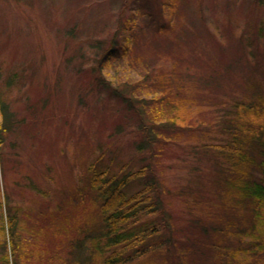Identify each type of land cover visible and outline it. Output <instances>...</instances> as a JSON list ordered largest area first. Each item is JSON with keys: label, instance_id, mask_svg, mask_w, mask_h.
Listing matches in <instances>:
<instances>
[{"label": "rangeland", "instance_id": "rangeland-1", "mask_svg": "<svg viewBox=\"0 0 264 264\" xmlns=\"http://www.w3.org/2000/svg\"><path fill=\"white\" fill-rule=\"evenodd\" d=\"M149 3L140 10L139 0H0V98L20 121L0 145V213L7 195L24 233L23 264L66 240L39 227L57 225L49 211L61 195L70 198L67 213L80 220V232L70 219L65 224L82 238L80 264H102L101 247L86 236L96 222L80 178L91 165L114 173L145 165L147 174L129 191L156 179L153 191L166 212L154 218L170 241L127 264H218L226 257L215 246L230 219L220 205L221 182L239 171L215 145L229 140L224 121L243 116L241 102L264 100V6ZM163 21L167 29L156 31ZM110 36L119 50L129 49L100 66ZM97 77L118 86L134 107ZM149 132L153 143L139 149ZM256 256L264 251L249 262Z\"/></svg>", "mask_w": 264, "mask_h": 264}, {"label": "trees", "instance_id": "trees-1", "mask_svg": "<svg viewBox=\"0 0 264 264\" xmlns=\"http://www.w3.org/2000/svg\"><path fill=\"white\" fill-rule=\"evenodd\" d=\"M257 1L259 5L264 6V0ZM139 2L141 6L137 8L141 10L146 8L145 4L149 3L150 0H139ZM163 8L161 5L162 11ZM161 10L156 11L160 17L162 16ZM154 25L158 32L167 29L168 26L165 21ZM125 40L128 43L132 39L127 36ZM107 41L108 44L102 49L104 51L98 59L100 66L103 61L115 58L119 52L121 55L129 49L125 45L119 50L117 39L114 36H110ZM100 42L101 40H95V45L97 46V43ZM14 77L12 76V79ZM98 79V77L95 78V81ZM104 79H99L104 87H107L120 100H128L127 105L134 107L131 99L125 96L124 91L122 92L118 86L111 82L108 83ZM259 98L258 100L254 99L253 102H241V105H238L242 109L243 116L236 117L235 119H238L235 123L232 122L234 119L224 121L229 140L215 145L226 156L224 159L228 158V165L232 169L237 167V171H239L235 174L236 177L230 176L226 180L223 178L221 182L224 189L220 193V205L226 215H230V219L222 226L224 229L221 228L223 232L220 235L225 239L222 240L221 236L216 234L219 236V243H215V246L222 250L223 255H226L219 262L215 260L218 264H230L234 260H236V264L264 263V256L259 257V259L256 256L255 262H249L254 257V253L256 255L264 251V100L259 102ZM0 114L1 145L4 142L5 132L12 130L20 121L15 119L10 103L1 98ZM147 136L142 138L139 149L153 143L154 136L152 132H149ZM233 153H238L237 158H239V161L235 162ZM87 169L88 175L85 178H80V180H83L87 186L86 189L83 188V192L87 193L85 196L89 197L91 203H93L85 208L90 211V216L94 213L96 224L93 232L87 229L86 236L92 242H95V245L101 247L97 248L101 250L99 252L100 257H102V264H127L135 256L144 254L148 249L152 247L157 249L170 241V236L163 238L160 235V223L155 222L154 218L155 214L159 215L166 212L163 209L160 195L156 190V193L153 191L155 184L152 180L155 178L146 180L144 184L136 189L128 190L132 188V182L137 177L147 174L145 165L121 173H114L108 168H96L93 165L88 166ZM121 169L123 170V168ZM75 191L76 193H82V188L80 187ZM5 198L3 205L5 216L2 212L0 213V230L3 234L6 231V235H3V241L0 245V261L2 264H23L22 260L25 259L27 251L24 252L19 247L24 243V240L21 241L24 233L19 228L16 206L9 204L7 195ZM69 205L70 198L61 195L57 205L53 204L49 211L54 213L55 217H58L57 225L50 229V225L47 227L45 223L39 224L42 234L54 231L59 235L61 233L66 235V240L62 241L63 244L59 240L61 246L55 245L53 250L45 247L46 250H41L42 255L36 260L37 262H30V264H80L77 250H80L82 238L75 236L72 230L71 232L66 231L65 224L70 219L74 223L73 227L77 228L79 232L81 227L78 226L81 225L79 218L76 219L75 215L67 213ZM145 214L149 215L151 219H142ZM216 219L215 221L218 223L219 219ZM207 227V225H204L202 228L207 229ZM50 242L54 243L55 241L50 240ZM126 247L131 251L124 252L123 250ZM56 248L58 254L59 250H63L59 257L56 255Z\"/></svg>", "mask_w": 264, "mask_h": 264}]
</instances>
